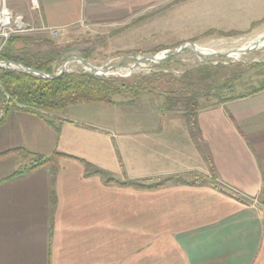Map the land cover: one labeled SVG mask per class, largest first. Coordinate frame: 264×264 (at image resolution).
I'll return each instance as SVG.
<instances>
[{
  "label": "crops",
  "instance_id": "1",
  "mask_svg": "<svg viewBox=\"0 0 264 264\" xmlns=\"http://www.w3.org/2000/svg\"><path fill=\"white\" fill-rule=\"evenodd\" d=\"M186 1L0 5L34 29L125 32ZM163 101L140 95L8 112L0 122V264H264V84L202 105L193 126ZM19 150L63 156L30 171L33 160ZM84 162L119 182L193 183H107Z\"/></svg>",
  "mask_w": 264,
  "mask_h": 264
},
{
  "label": "rangeland",
  "instance_id": "2",
  "mask_svg": "<svg viewBox=\"0 0 264 264\" xmlns=\"http://www.w3.org/2000/svg\"><path fill=\"white\" fill-rule=\"evenodd\" d=\"M263 2L186 1L175 7H166L160 13L154 11L149 21L142 22L143 26L125 32V27L89 30L74 26L64 31H49L23 25L21 31L12 35L29 38L26 45L18 43V48L25 46L33 52H61L62 60L54 75L68 58L83 57L82 54L86 53L87 60L95 67L109 68L119 64L110 74L101 77L117 81L119 85H142L145 88L142 95L158 99L168 94H188L198 90L207 94L201 99V105H206L248 93L264 84V44L239 57L200 55L192 45L177 54L173 50L191 42L200 49L228 53L251 44L259 36L235 32L254 34L264 30ZM3 8L0 5V12ZM230 32L234 34L225 35ZM2 40L0 36V46ZM160 53L166 58L158 62L129 56L153 57ZM66 69L69 72H89L78 60L68 63ZM226 80L230 82L225 83ZM132 98L137 97L129 92L115 97L118 101Z\"/></svg>",
  "mask_w": 264,
  "mask_h": 264
},
{
  "label": "trees",
  "instance_id": "3",
  "mask_svg": "<svg viewBox=\"0 0 264 264\" xmlns=\"http://www.w3.org/2000/svg\"><path fill=\"white\" fill-rule=\"evenodd\" d=\"M236 33V32H235ZM234 32L226 33L232 35ZM29 38L11 35L7 40L3 38L0 46V60L21 63L29 68L43 71L51 76L62 60L63 54L57 51L33 52L25 46L18 48V43L27 44ZM89 59L88 54H82ZM201 69H199L200 71ZM230 82L226 80L225 83ZM142 85H119L117 81L97 76L91 72H64L57 78H42L31 73H24L13 69L0 68V103L7 101L6 94L11 97L8 101L6 114L14 109H26L39 114L46 112H66L72 104L84 102H105L115 104L117 95L129 92L135 97L144 94ZM207 94L193 91L188 94H168L164 97L163 108L167 111H184L192 126L195 124L197 111L202 106L201 99ZM234 97H228L232 99ZM221 102V101H220ZM21 154L30 157L33 162L28 170H34L48 163L54 164L63 154L55 153L49 157L19 150ZM87 174L100 175L107 183H118L135 188L154 189L168 181L177 183H193L181 176H171L160 182L144 184L134 180L117 181L110 173L89 162H84ZM22 171L15 172L19 175Z\"/></svg>",
  "mask_w": 264,
  "mask_h": 264
},
{
  "label": "water",
  "instance_id": "4",
  "mask_svg": "<svg viewBox=\"0 0 264 264\" xmlns=\"http://www.w3.org/2000/svg\"><path fill=\"white\" fill-rule=\"evenodd\" d=\"M264 43V35L263 36H259V38L247 45V46H244L242 48H240L241 50V54H244V53H247L261 45H263ZM189 45H192L194 48H195V51L197 53H199L200 55H205L202 51H199L196 47H198L197 44L195 43H191V42H186V43H183L182 45H180L179 47L175 48L173 50V53L174 54H177V53H180L181 51H183L184 49H187L189 47ZM209 55H212V56H228L227 53H220V52H217V51H212ZM129 56H132L134 58H136L137 60H152V61H157V60H162L164 58H166V56H164L162 59L161 58H158V55L156 56H153V57H140V56H137V55H129ZM128 57V56H126ZM125 57V58H126ZM124 58V59H125ZM74 60H78L80 62H82L86 67H87V71L95 74V75H98V76H103V75H108L109 72L111 70H113L114 68H118L119 67V64L113 66V67H109V68H98V67H95L93 66L87 59H85L84 57H81V56H72L70 58H68L62 65L61 69L59 70V72L53 76L51 75H48L42 71H38L36 69H33V68H29L21 63H18V62H11V61H0V68H5V69H13V70H17V71H20V72H24V73H31V74H34L36 76H39V77H42V78H48V79H51V78H57L59 76H61L64 72L67 71L66 67L68 65V63L74 61Z\"/></svg>",
  "mask_w": 264,
  "mask_h": 264
},
{
  "label": "built area",
  "instance_id": "5",
  "mask_svg": "<svg viewBox=\"0 0 264 264\" xmlns=\"http://www.w3.org/2000/svg\"><path fill=\"white\" fill-rule=\"evenodd\" d=\"M5 15L6 14L4 13L3 8V10L0 12V36L7 40L12 34L21 31L23 25L25 24L20 16L16 17L13 21V16L10 12L7 20H4ZM6 99V102L0 103V122H2L6 117L5 107L8 101L11 100V97L6 94Z\"/></svg>",
  "mask_w": 264,
  "mask_h": 264
},
{
  "label": "bare ground",
  "instance_id": "6",
  "mask_svg": "<svg viewBox=\"0 0 264 264\" xmlns=\"http://www.w3.org/2000/svg\"><path fill=\"white\" fill-rule=\"evenodd\" d=\"M4 13L6 14L5 16H4V20H7L8 19V17H9V11L7 10V9H4ZM259 38V37H258ZM257 38V39H258ZM256 39V40H257ZM255 39H254V41L253 42H255L256 41ZM252 42V43H253ZM264 44V43H263ZM199 51H202L205 55H209L212 51L211 50H208V48L207 49H200L199 48V46L198 47H196ZM195 49V48H194ZM228 54V56L227 57H239L240 55H241V50L239 49V50H233V51H231V52H228L227 53ZM165 55H164V53H160V55H158V58H163ZM158 61H160V60H157V61H155V62H158ZM86 67V66H85ZM86 69H87V67H86ZM112 72V70L109 72V74ZM124 74H125V72H124Z\"/></svg>",
  "mask_w": 264,
  "mask_h": 264
}]
</instances>
